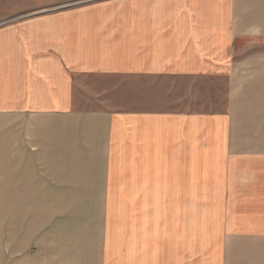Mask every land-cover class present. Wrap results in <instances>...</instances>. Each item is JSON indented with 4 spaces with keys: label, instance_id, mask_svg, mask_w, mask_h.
Wrapping results in <instances>:
<instances>
[{
    "label": "crops",
    "instance_id": "crops-1",
    "mask_svg": "<svg viewBox=\"0 0 264 264\" xmlns=\"http://www.w3.org/2000/svg\"><path fill=\"white\" fill-rule=\"evenodd\" d=\"M77 1L0 0V264H264V0Z\"/></svg>",
    "mask_w": 264,
    "mask_h": 264
},
{
    "label": "rangeland",
    "instance_id": "rangeland-1",
    "mask_svg": "<svg viewBox=\"0 0 264 264\" xmlns=\"http://www.w3.org/2000/svg\"><path fill=\"white\" fill-rule=\"evenodd\" d=\"M88 1H95V0H79L77 2H88ZM129 81H123V80L116 81L117 83H119V87H121L119 91L120 101L125 100V97H127L126 89L129 87H134L135 91L137 90L139 92V96L141 95L145 100H146V97H148L147 99L148 101H153L149 103V106H154V107L166 106L167 109L173 108V105L170 106L173 95H170L167 98H163V97L157 96V94L154 92L153 88H158L159 84H152V82L143 84L142 81H136V80H134V84H131V82ZM148 84L150 85L151 89L149 92H146L144 89H142V87H145ZM225 93H226V85H225L224 80H219L216 82H208V83L199 82L198 110L217 112V111L224 109L223 107L226 103ZM125 102L126 101H121L120 103L124 104ZM130 103H136V101H131ZM186 106H188V103Z\"/></svg>",
    "mask_w": 264,
    "mask_h": 264
}]
</instances>
